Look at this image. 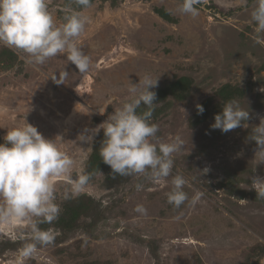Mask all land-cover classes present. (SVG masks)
Masks as SVG:
<instances>
[{
	"label": "rangeland",
	"instance_id": "obj_1",
	"mask_svg": "<svg viewBox=\"0 0 264 264\" xmlns=\"http://www.w3.org/2000/svg\"><path fill=\"white\" fill-rule=\"evenodd\" d=\"M180 3L91 0L79 38L91 58L84 76L63 54L34 66L0 46V143L8 128L28 122L46 138L62 136V150L75 161L73 175L92 174L86 190L69 200L63 199L66 185L56 180L59 218L40 225L55 239L23 264H264V200L251 185L252 177L264 178V162L248 140L264 116V34L255 32L253 0H204L195 17L175 11ZM48 4L57 20L77 8L72 0ZM59 71H67L65 83L51 77L59 79ZM144 74L158 78L150 89L157 135L179 136L184 145L173 153L172 175L158 183L114 177L99 155L103 129L91 142L78 140L85 128L105 121ZM109 98L112 105L99 114ZM231 99L249 110L248 127L212 129ZM177 172L188 181L189 198L202 193L194 205L167 202ZM137 204L147 215L133 211ZM21 235L27 238L26 228L0 225V264H19Z\"/></svg>",
	"mask_w": 264,
	"mask_h": 264
},
{
	"label": "clouds",
	"instance_id": "obj_2",
	"mask_svg": "<svg viewBox=\"0 0 264 264\" xmlns=\"http://www.w3.org/2000/svg\"><path fill=\"white\" fill-rule=\"evenodd\" d=\"M77 8H71L57 20L49 10L48 0H0V46L7 47L34 66L44 65L50 58L65 55L78 69L81 76L91 67V58L80 44V37L89 23L84 9L91 6V0H72ZM204 0H181L175 11L182 14L198 15L197 5ZM251 19L255 32L264 34V0H253ZM60 72V71H59ZM57 83H65L67 71L60 72ZM158 86V78L150 74L140 76L138 83L127 87L128 96L114 108L107 119L95 128H85L78 136L81 142H91L103 129L104 139L99 149L103 162L109 165L113 175L139 176L158 183L172 175L173 153L183 148L179 136L163 140L157 134L159 126L151 121L156 103V93L150 89ZM112 98L101 108L103 115L112 105ZM145 106L146 110H137ZM198 114L204 107L197 104ZM250 118L249 110L241 107L239 101L231 99L223 103L222 111L214 117L212 129L224 133L243 126ZM59 140V142H58ZM255 141V159L264 162V116L260 123L252 126L248 137ZM62 136L46 138L38 128L28 122L8 128L4 142L0 143V225L21 226L27 230V238L19 249V264L37 254L40 247L50 245L54 234L40 227L51 224L59 218L61 207L57 203L56 180L63 181V199H74L84 192L92 174L77 171L73 175L75 161L62 150ZM205 173L207 168L203 170ZM188 181L177 172L171 179V189L166 193L167 202L180 208L186 202L195 204L202 193L189 198L184 190ZM252 188L257 199L264 200V178L252 177ZM137 191L144 187L135 185ZM134 212L147 215L143 204H137Z\"/></svg>",
	"mask_w": 264,
	"mask_h": 264
}]
</instances>
